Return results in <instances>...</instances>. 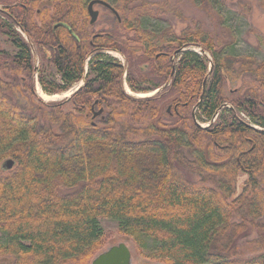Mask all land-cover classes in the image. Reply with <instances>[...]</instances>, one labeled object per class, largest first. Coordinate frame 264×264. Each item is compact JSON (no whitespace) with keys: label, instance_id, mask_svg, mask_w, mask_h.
I'll return each mask as SVG.
<instances>
[{"label":"trees","instance_id":"1","mask_svg":"<svg viewBox=\"0 0 264 264\" xmlns=\"http://www.w3.org/2000/svg\"><path fill=\"white\" fill-rule=\"evenodd\" d=\"M89 1L0 0V36L15 49H0V256L88 264L108 218L163 264H264V58L200 27L154 26L176 14L169 0H104L114 11L90 32ZM34 72L48 94L83 83L47 103ZM166 81L145 97L123 83L148 92ZM240 242L257 250L242 255Z\"/></svg>","mask_w":264,"mask_h":264},{"label":"rangeland","instance_id":"2","mask_svg":"<svg viewBox=\"0 0 264 264\" xmlns=\"http://www.w3.org/2000/svg\"><path fill=\"white\" fill-rule=\"evenodd\" d=\"M169 2L170 8L174 6L177 9L176 14L172 16L171 11L169 10L165 13H161L162 15L159 14L161 16V19H153L152 21H150L152 24H154V26H157L158 28H166L168 26H171L176 33H181L187 27H200L212 37L224 36L227 41L232 42L234 50L238 53L249 54L258 59L264 58V7H262V5L259 3V0H227L225 3H220V5H216L214 7L198 2L194 4L192 0H169ZM249 5L250 8L247 9L246 6ZM93 7L98 11V16L95 22L91 26H88L89 30H91L90 32L102 30V28L106 25V19H108V12L102 5L95 4ZM110 16L111 14L109 13V17ZM220 37H218V39H221ZM0 49H3L6 52L10 53L15 51V49L11 45V42L5 36H0ZM194 50L200 53L199 48H194ZM33 54L34 66L37 69H40L42 65H46L44 71L47 77L50 79L58 80L59 76L55 72L53 66L46 63L43 64L44 61H42L41 56L36 52H33ZM106 55L115 58L121 63L124 62L122 56L115 51H106ZM0 76L4 79H7V76L1 72ZM32 81L33 82H30V84L33 85V91L35 95L41 101L47 103L59 102L61 100L67 99L75 91V89L79 88V86L82 85L81 80L78 83L72 84V86H70L65 91L48 94L41 89L37 81V72L33 73ZM123 83L125 91L135 97L151 96L161 91L162 89L161 87H158L159 89L156 92H154L155 90H150L148 92H133L132 90H130L126 82ZM165 83L167 86L169 82L166 81ZM233 85H235V83ZM5 93L10 98V101L16 102V98L14 97L16 96V92L6 90ZM43 94H46L48 96H52L55 94L56 96L46 98L43 96ZM71 107V101H68L64 105L65 109H70ZM166 109L168 110L169 106ZM189 112H192L194 114L195 109L193 107H190ZM196 122L199 123V121ZM203 123L205 122H200L199 125L205 126V124ZM244 178L245 175L239 174L238 183L241 182ZM99 223L102 229L107 232V238L104 246L99 249L94 254V256L98 252L105 249L108 245L116 244L118 242H124L130 250L132 264H163L161 262L143 257L136 249L134 243L129 238L121 235L118 232L117 221L108 218H101L99 220ZM2 239L3 236L0 233V242L2 241ZM242 243L243 242L239 243V249L243 252L242 255L246 256L254 253L257 250L255 247L251 246L248 243ZM257 251L264 252V249ZM10 259L11 258L9 256H0V264H10ZM91 259L87 262L88 264H90Z\"/></svg>","mask_w":264,"mask_h":264},{"label":"water","instance_id":"3","mask_svg":"<svg viewBox=\"0 0 264 264\" xmlns=\"http://www.w3.org/2000/svg\"><path fill=\"white\" fill-rule=\"evenodd\" d=\"M95 4L102 5L114 11L110 4L104 0H90L86 6L90 23H94L98 16V11L93 7ZM177 51H175L174 54H176ZM173 57L174 56H171L170 59H173ZM173 70L174 67L172 66L171 74L173 73ZM81 82L83 83V80ZM165 86L166 83H164L161 88ZM77 89H75V91ZM158 89L159 88L155 89L154 92H156ZM213 120L214 118H212V121ZM12 165L13 161L11 159H6L1 163V169L7 170L11 168ZM90 264H132L131 253L128 246L124 242H118L116 244L108 245L105 249L98 252L94 257H92Z\"/></svg>","mask_w":264,"mask_h":264},{"label":"bare ground","instance_id":"4","mask_svg":"<svg viewBox=\"0 0 264 264\" xmlns=\"http://www.w3.org/2000/svg\"><path fill=\"white\" fill-rule=\"evenodd\" d=\"M43 96L46 97V98H47V97H50V98H51V97L56 96V95L54 94V95H52V96H48V95H46V94H43Z\"/></svg>","mask_w":264,"mask_h":264},{"label":"flooded vegetation","instance_id":"5","mask_svg":"<svg viewBox=\"0 0 264 264\" xmlns=\"http://www.w3.org/2000/svg\"><path fill=\"white\" fill-rule=\"evenodd\" d=\"M169 110V109H168Z\"/></svg>","mask_w":264,"mask_h":264}]
</instances>
